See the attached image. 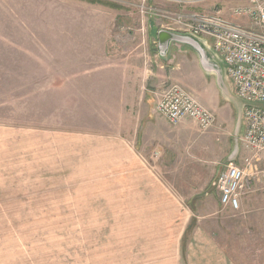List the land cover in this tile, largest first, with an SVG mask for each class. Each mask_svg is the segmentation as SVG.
Segmentation results:
<instances>
[{
    "label": "rangeland",
    "instance_id": "rangeland-1",
    "mask_svg": "<svg viewBox=\"0 0 264 264\" xmlns=\"http://www.w3.org/2000/svg\"><path fill=\"white\" fill-rule=\"evenodd\" d=\"M82 1L109 11L112 45L101 61L129 62L132 57L125 74L138 77L135 94L141 98L134 105L113 104L108 97L112 90L92 83L104 69L84 70L86 62L90 68L98 64V57L72 52L77 51V39L63 35L78 30L75 16L84 11ZM140 4L141 0H53V39L35 40L33 48L22 40L27 47L22 49L6 43L10 56L0 53V264H188L182 258L184 240L178 245V226L170 221L173 216L163 218L158 199L152 196L158 194L157 178L153 181L145 167L131 166L133 157L126 151L131 136L126 129L135 123L126 106L158 112L157 90L173 83V72L186 69L183 47L199 58L195 64L200 72L194 70L197 79L189 83L199 101L210 103L216 123L201 131L189 118L172 124L157 114L167 147L184 146L182 154H188L196 137L217 127L233 149H243L235 133L245 101L221 60L217 71L210 72L194 47L178 42L162 55L155 32L150 35L148 21L153 16L144 15ZM242 4L210 0L196 10L243 23L231 14ZM7 25L5 29L19 30L13 22ZM161 147L153 143L148 152H138L139 157L149 165L150 174L159 175L175 190L174 169L156 166L165 153ZM219 155L220 151L212 152L211 162L223 167L227 161ZM240 155L235 159L239 164L244 159ZM254 168L253 162L248 173ZM227 208L222 205L225 213ZM237 211L225 216L237 233L236 239H228L232 243L227 249L241 264H253L264 232L261 237L254 234ZM190 236H184L185 242Z\"/></svg>",
    "mask_w": 264,
    "mask_h": 264
},
{
    "label": "crops",
    "instance_id": "crops-1",
    "mask_svg": "<svg viewBox=\"0 0 264 264\" xmlns=\"http://www.w3.org/2000/svg\"><path fill=\"white\" fill-rule=\"evenodd\" d=\"M183 1L184 3H175L168 0H150V4L164 10L179 11L186 15H204L205 13L198 12L196 7L210 0ZM240 1H243L244 4L248 2V0ZM52 3L53 0H0V42L4 44L0 45V49H2V51H0L1 56H10L6 49L11 48L6 46V43H12L14 44V48L22 49L27 48L22 46V40H28V42L25 41V43H29L28 48H33L32 43L35 40L53 39ZM81 3L84 5V11L75 16L77 17L75 22L78 24V30H75L72 36L69 32H63L67 33L63 35L77 39V51L72 52H76L81 56L98 57V64L90 68L89 66L86 67V63L90 64L86 62L84 64V70L87 72L95 68L104 69V72H101L102 74L100 73L95 77L92 83L96 86L99 85L103 89L109 87L110 91H112H109L110 95L108 97L114 101L113 104H118L119 102V108L124 102H129L130 104L133 102L134 105L136 100L141 98L140 94H135V87H138V77L134 80L130 78L131 74H125L127 70H130V66L133 64L132 57L129 62L126 60L124 62L113 61L114 59L101 61L103 59L102 57L106 56L108 52L106 51L107 46L109 47L111 44V42L110 44L108 43V39H111V35H113L110 29V24L113 20L110 21L109 11L101 8L93 1H82ZM126 3L128 2L126 1ZM226 15L230 14L226 13ZM117 16L118 14H116V18L118 19ZM232 17L235 16L232 15ZM236 18L242 21L243 23L241 24L243 25H251L248 18ZM151 19L152 20L148 21L151 27L150 35L155 32L154 36L158 41L157 33L162 28V25H160L162 21L161 19L155 20L156 18ZM157 21L160 24H158ZM11 22L15 25L14 29L17 28L19 30L5 29V24L11 25ZM26 22L30 25H23V23ZM48 25L50 28L49 30ZM41 26L45 29H39ZM204 42L211 53L215 54L216 60H221L223 62V60L216 55L212 47L209 46L208 42ZM42 48L46 50L48 47L45 45ZM180 51L181 55H187L185 56L187 60L185 64L186 69L184 71L181 70V72H173L171 79L173 83L182 85L193 94L196 89L190 86L189 82H191L192 79H197L195 71L200 72V70H198L199 67L196 66V64L198 65L199 58L196 55L193 56V54H188L189 50L186 47L181 48ZM13 52L15 53V51ZM188 62L193 64V66H188ZM78 66H82V63L79 62ZM79 75H81V73H79ZM132 78H134V76ZM45 79L46 77L40 80ZM158 85L159 84H157V86ZM203 102L202 103L207 108L210 107V103ZM126 107H130L129 118H133L135 123V126L132 125L131 128L128 127L126 129L127 136H131V140L128 141V143L130 144L131 142V144H127L128 146L126 147L127 153L133 157L131 166L135 167L140 165L142 168L145 167L147 168V170L145 169L147 175L150 176L153 181L157 178L158 194H153L152 196L154 198L157 197L158 207L163 214V218L172 215L173 218L170 221H173V224L178 226L175 230H177L179 234L180 242L178 245L184 240L183 253L185 255L182 256L184 261H187L188 264H241L237 256L231 255L227 249L229 245H231L230 243H232H229V238L234 236L236 239L237 233H235L236 231L233 232L230 230L228 227L229 223L225 216H230V212L234 210L230 207L227 208L229 210L228 213H225V209L222 210L220 192L215 182L218 175L226 169L229 163L235 162L238 165H244L243 158L240 164L235 161V159L241 157L239 154L245 157L246 153L243 154V151L246 152L244 147L243 149L239 147L233 149L229 141L222 139L220 136L221 134L218 132L219 129L216 127L215 130L210 131L206 135L196 137L193 145L188 146L190 147L189 150L187 149L188 154L184 155L182 154V152H185L184 146H181L182 148H177V146L167 147L164 139L165 133L163 132V126L160 124V118H155V116L159 114L167 119L164 115L156 111H144L142 108L140 109L135 106ZM239 118L237 131L235 133L236 140L238 139V141L245 128L243 111ZM194 125L196 126L195 123ZM122 133L124 134V131H121V136H123ZM153 143L161 144V148L165 151L163 158L157 162L156 166L159 168H167V166H169L174 169L173 174L176 179H173V177L171 181L175 184V190L168 186L159 175L157 177L155 174H150L149 165L139 157L138 152H148V149ZM216 150L220 151L222 154L219 155L220 159L227 161V164L223 167L219 164L214 166L211 162L213 158L211 156L212 152H216ZM247 154L249 155L248 151ZM254 163L255 168L251 172L256 170L264 172V169H262L264 168V151L258 155ZM221 168L224 169L222 170ZM250 181L251 191L242 196L239 208L240 212H237H239L238 216H242L244 219L241 221L249 222L254 230V234H258V236L261 237V233L264 232V178L263 175L260 174L256 177L251 176ZM245 222L242 224L244 225ZM234 227V229H237L235 224ZM240 230H242V228ZM188 233L191 236L187 238L185 242V237ZM259 248L261 249H259V253L254 255L253 264H264V241H262V245Z\"/></svg>",
    "mask_w": 264,
    "mask_h": 264
},
{
    "label": "built area",
    "instance_id": "built-area-1",
    "mask_svg": "<svg viewBox=\"0 0 264 264\" xmlns=\"http://www.w3.org/2000/svg\"><path fill=\"white\" fill-rule=\"evenodd\" d=\"M140 7L144 15L161 19L162 28L189 33L208 42L223 60L237 94L245 101V128L239 140L249 155L244 157L242 166L229 163L215 182L221 204L238 210L242 196L251 191L250 177L262 174L264 178L260 170L248 173L255 158L264 151V0H248L232 8V15L248 18L251 25L225 19L220 14L186 15L164 10L152 6L150 0H141ZM157 95L156 110L172 124L189 118L201 131H206L216 123L214 113L178 83L170 84Z\"/></svg>",
    "mask_w": 264,
    "mask_h": 264
},
{
    "label": "water",
    "instance_id": "water-1",
    "mask_svg": "<svg viewBox=\"0 0 264 264\" xmlns=\"http://www.w3.org/2000/svg\"><path fill=\"white\" fill-rule=\"evenodd\" d=\"M158 45L162 55H165L173 42L191 46L199 52L201 62L208 71H217V58L211 53L204 40L189 33H181L161 28L157 33Z\"/></svg>",
    "mask_w": 264,
    "mask_h": 264
}]
</instances>
